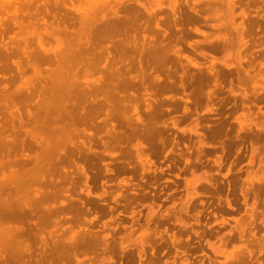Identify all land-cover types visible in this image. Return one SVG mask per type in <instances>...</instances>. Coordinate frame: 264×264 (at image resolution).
Listing matches in <instances>:
<instances>
[{
    "label": "rangeland",
    "instance_id": "rangeland-1",
    "mask_svg": "<svg viewBox=\"0 0 264 264\" xmlns=\"http://www.w3.org/2000/svg\"><path fill=\"white\" fill-rule=\"evenodd\" d=\"M120 1L0 0V51L5 48V53L2 54L8 56V63L10 60H18L21 63L24 59L23 54H21L23 48H26L27 52H34L43 48L46 50L48 56H51L52 52L65 54L72 42L84 40L85 29L83 22L85 20L89 19V21L97 23L106 18L113 17L112 14L119 6ZM140 1L142 5L138 6V10L141 16L138 25L134 29L136 31L130 29L123 36V38H129L125 39L128 40L129 44L126 43L123 49L126 61H128L127 67L129 69L132 68L130 69V74H135L136 76L133 85L131 84L126 92H133L134 96L130 104L124 102L122 112L120 113L122 117L119 116V119L112 121L114 129L123 131L125 138L119 145L111 141V148L106 149L111 155L107 156L105 153H101L103 147L100 144V140H108L109 137L105 134V130L109 128V125L100 127L96 131L92 147L96 151L98 158L94 160L91 172H99L100 176L92 182L88 180V184H90L89 193L81 183L83 179L76 175L73 177V183H75L73 188L74 197H79L84 201L89 211H84L78 219L73 220L74 217H71L70 221L64 223L65 225L62 223L60 226L57 225L55 227L57 229L55 237L60 241L68 235L81 233L83 228H86L89 232L91 231L90 233L92 234H103L102 236L106 238L107 250L103 249V244L100 242L93 249H86L78 253L76 251L77 254L70 256L65 263L75 264L76 260H78L81 263L92 264H233L237 262L256 264L258 261L260 264H264V244H262L264 236V205H261L264 203V197H262L264 196V99L262 98L264 95V0ZM228 1L232 3L231 12L226 7H223L226 6ZM113 2L115 3L113 4ZM106 5L108 8L105 7ZM181 5L182 7H180ZM190 8L202 11L199 13L200 18L196 21L197 24L196 22H187L184 19L186 11ZM205 8L210 11H207ZM64 14L67 15L70 21V17H74L75 23L67 25L71 31L66 33L57 32L56 30L51 31L56 23L59 26L62 25L57 20ZM213 18L216 22L211 21ZM27 19L28 21H26ZM193 27L196 30L194 29L192 32ZM237 31L241 33L242 36L240 37L245 41L243 45L238 42ZM222 36L227 38H223ZM221 40L226 41V46H222L224 47L223 51L222 48L212 49L206 46L210 43L221 42ZM105 44H107V41L99 43L98 47L94 50V56H96L95 65L85 69L78 66L79 69L72 80L76 85L78 84L82 87L84 85L91 86L99 82L100 77H104L103 65L105 67L108 65L102 58L106 53L101 47ZM236 47L237 50L239 49L238 51ZM248 49L250 52L247 51ZM111 52L114 54L113 51ZM1 56L0 53V59L2 58ZM242 62H245L248 66ZM21 64L24 65L23 62ZM10 66L11 71H5V74L11 73L14 75L11 83L12 88L15 87L16 83L17 86L15 88H40V84L46 93L44 95H47V89H50L49 85H52V81L57 82L58 80L55 77V64L53 63L46 65L40 63L34 67L24 65V69L19 73L15 71L11 63ZM114 66L116 65L112 64L110 66L111 72H115V69L113 70ZM155 68L158 69L157 73L164 80L165 87L159 86L160 83L154 79ZM113 74L116 75L115 73ZM199 74H202L204 77L198 79ZM65 76L67 75L64 73L59 80L64 89L68 88L71 84ZM232 76L234 77L232 78ZM114 80V77L110 78V81ZM3 82V80H0V85ZM211 83L212 85H210ZM191 84L193 87H190L192 86ZM182 86L183 90H181ZM198 88H200V91H198ZM229 92L230 94H228ZM185 97L187 98L186 100L184 99ZM239 99L241 100L239 101ZM227 100L229 101L227 102ZM247 100L251 102L249 103ZM16 102L17 109L21 113L22 118H24L23 104L18 100ZM184 106L187 108V111H184ZM152 113L154 115L150 119ZM100 117L102 116L100 115L96 118V123L100 122ZM126 118H130L131 125L134 126V129L136 128L134 138L129 137ZM150 120L152 121L150 122ZM118 122L121 125H118ZM13 123L16 124V121ZM149 125L152 126V130L148 128ZM82 140L86 142V137L70 134L64 138V141L60 142L65 150L78 148L80 152H84L85 148L80 144ZM124 150L126 154L119 157ZM220 150L222 151L220 152ZM81 154L84 155V153ZM71 158H75V155ZM62 165L75 170V166L71 162L63 163ZM84 166L89 168L87 164H84ZM119 166L125 167L121 173L110 174L105 171L106 168L115 170ZM242 174L245 175L243 176ZM120 179L126 180L129 185L119 187L118 181ZM260 184L261 186L259 187ZM254 186L255 189L252 188ZM128 187H134L135 190L141 191L143 197L138 196L136 199L127 202L128 197L124 196V194L130 190ZM257 188L261 189V191H258L261 193V198L257 195L259 194L257 190H260ZM165 192L167 193L165 194ZM238 193L241 194L243 199L240 194L233 195ZM257 198L258 200H255ZM226 201L231 206L227 205ZM225 204L228 208L224 207ZM237 211L238 213H236ZM189 212H192L193 215ZM88 219L91 220V223L86 225L84 221ZM160 220L161 222H158ZM230 225L231 227H229ZM258 232L259 234L261 233V236L258 235ZM226 238L233 243L228 242ZM237 239H239L238 242ZM38 244L39 242L35 240L33 244L35 254L37 251L40 252ZM140 248L142 249V255L140 263H137L138 259L134 253ZM119 250L123 254L131 252L134 260L129 261L126 258V254L119 258ZM247 256L248 260H245ZM34 257L36 258L37 255H34Z\"/></svg>",
    "mask_w": 264,
    "mask_h": 264
},
{
    "label": "bare ground",
    "instance_id": "bare-ground-1",
    "mask_svg": "<svg viewBox=\"0 0 264 264\" xmlns=\"http://www.w3.org/2000/svg\"><path fill=\"white\" fill-rule=\"evenodd\" d=\"M69 1V0H68ZM75 1V0H74ZM226 1V0H224ZM259 1V0H258ZM13 2V1H12ZM23 2V1H22ZM86 2V1H85ZM167 2V1H166ZM205 2V1H204ZM239 2V1H238ZM2 3V2H1ZM25 3V2H24ZM83 3V2H82ZM112 3V2H111ZM115 2H113L114 4ZM147 3V2H146ZM213 3V2H211ZM215 3V2H214ZM242 3V2H241ZM240 3V4H241ZM259 3V2H258ZM3 4V3H2ZM12 4V3H11ZM77 4V3H76ZM119 4V3H118ZM168 4V3H167ZM206 4V3H205ZM260 4V3H259ZM56 5V4H55ZM79 5V4H78ZM81 5V3H80ZM109 5V4H108ZM140 0H121L119 6L114 10L111 18H106L100 22H91L85 20L83 27L85 29L84 40L79 42H72L70 48L65 54H59L52 52L51 56L46 54V50L41 48L34 52H27L26 48H23L21 54L24 59L21 61L24 65L34 67L37 64H55V77L58 78L57 82L52 81V85L47 89V95L44 92L43 86L40 88H14L11 87V83L14 79V75L9 73L5 74V71H11L10 63L14 66L15 71L18 73L24 69V65L18 60H10L7 62L8 56L5 53V48L0 51V80L4 82L0 85V264H70L65 261L72 255H76L86 249H93L98 246L100 242L103 244V249L107 250L106 238L101 235L92 234L86 228L81 230V233L77 235H68L62 241L57 240L55 233L57 225L66 223L71 220V217L78 219L84 211H89V208L85 206V202L79 197H74V184L73 177H81L84 189L89 193L91 182L96 180L100 174L99 172L92 173V165L94 160L98 158L96 151L93 149L94 137L96 131L103 126L109 125V128L105 130V134L109 137L108 140H100V144L103 149L101 153H105L107 156L111 155L107 148L110 147L111 141L119 145L125 138L123 131L114 129L113 120L119 119L120 113L126 104H130L133 99V92H126L127 89L133 85L136 78L135 74H130V68L127 67L128 61L124 56L123 49L128 43L129 38H123L124 35L131 29L134 30L138 25L141 13L138 10V6H141ZM203 5V4H202ZM239 5V4H238ZM244 5V4H243ZM252 5V4H251ZM6 6V5H5ZM117 6V5H116ZM178 6V5H177ZM212 6V4H210ZM209 6V7H210ZM214 6V5H213ZM223 6V5H222ZM249 6V5H248ZM64 7V6H63ZM107 7V5L105 6ZM110 7V6H109ZM149 7V6H148ZM182 7V5L180 6ZM196 7V6H194ZM204 7V6H203ZM202 7V8H203ZM215 7V6H214ZM221 7V6H220ZM227 10L231 12L232 3L227 2ZM247 7V6H246ZM245 7V8H246ZM255 7V6H254ZM14 8V7H13ZM104 8V7H103ZM108 8V7H107ZM211 8V7H210ZM209 8V9H210ZM252 8V6H251ZM258 8V7H256ZM3 9V8H2ZM60 9V8H59ZM148 9V8H147ZM186 9V8H185ZM206 9V8H205ZM237 9V8H236ZM239 9V8H238ZM247 9V8H246ZM7 10V9H6ZM63 10V9H62ZM182 10V9H181ZM189 10V12H187ZM186 11L184 16L187 22H196L200 18V10L190 8ZM207 10V9H206ZM222 10V9H221ZM23 11V10H22ZM205 11V10H204ZM210 11V10H207ZM250 11V10H249ZM68 12V11H67ZM145 12V11H144ZM3 13V12H2ZM76 13V12H73ZM146 13V12H145ZM180 13V12H179ZM208 13V12H207ZM205 13V14H207ZM36 14V13H35ZM60 14V13H59ZM62 14V13H61ZM101 14V13H100ZM99 14V15H100ZM152 14V13H151ZM250 14V12H249ZM27 15V14H26ZM81 15V14H80ZM83 15V14H82ZM94 15V14H93ZM98 15V16H99ZM153 15V14H152ZM211 15V14H210ZM15 16V15H14ZM33 16V15H32ZM169 16V15H168ZM197 16H199L197 18ZM203 16V15H201ZM47 17V16H46ZM88 17V14H87ZM26 18V17H25ZM37 18V17H36ZM39 18V17H38ZM180 18V17H179ZM238 18V17H237ZM244 18V17H243ZM49 19V18H48ZM62 15L57 20L61 26L56 23L52 27L51 31L57 32H69L67 25H73L75 23L74 17ZM100 19V18H99ZM162 19V18H161ZM219 19V18H218ZM245 19V18H244ZM47 20V19H46ZM182 20V19H181ZM220 20V19H219ZM218 20V21H219ZM238 20V19H237ZM3 21V20H2ZM11 21V20H10ZM25 21V19H24ZM28 21V19L26 20ZM51 21V20H50ZM96 21V20H95ZM205 21V20H204ZM216 22L213 18L211 20ZM217 21V22H218ZM239 21V20H238ZM4 22V21H3ZM12 22V21H11ZM175 22V21H174ZM220 22V21H219ZM245 22V21H244ZM5 23V22H4ZM13 23V22H12ZM31 23V22H30ZM49 23V22H48ZM202 23V20H201ZM80 24V23H79ZM197 24V22H196ZM216 24V23H215ZM264 24V23H263ZM262 24V25H263ZM4 25V24H3ZM195 25V24H194ZM18 26V25H17ZM26 26V25H25ZM30 26V25H28ZM167 27V26H166ZM171 27V26H170ZM250 27V26H249ZM20 28V27H19ZM176 28V27H175ZM204 28V27H203ZM248 28V27H247ZM5 29V27H4ZM18 29V28H17ZM23 29V28H22ZM137 29V28H136ZM194 27L192 32L194 31ZM223 29V28H222ZM9 30V29H8ZM19 30V29H18ZM196 30V29H195ZM249 30V29H248ZM252 30V29H251ZM136 31V30H134ZM133 31V32H134ZM1 32V31H0ZM139 32V31H138ZM160 32V31H159ZM249 32V31H248ZM10 33V32H9ZM50 33V32H49ZM185 33V32H184ZM238 42L243 45L245 43L242 40L241 33L237 31ZM250 33V32H249ZM3 34V33H2ZM28 34V33H27ZM138 34V33H137ZM142 34V33H141ZM197 34V33H196ZM254 34V33H253ZM70 35V34H69ZM150 35V33H149ZM215 35V34H214ZM258 35V34H257ZM121 36V37H120ZM153 36V35H152ZM177 36V35H176ZM200 36V35H199ZM202 36V35H201ZM9 37V36H8ZM133 37V36H132ZM174 37V36H173ZM196 37V36H195ZM223 38H227L222 36ZM263 37V36H262ZM6 38V37H5ZM15 38V37H14ZM171 38V37H170ZM193 38V37H192ZM245 38V37H244ZM264 38V37H263ZM149 39V38H148ZM199 39V38H198ZM258 39V38H257ZM153 40V39H151ZM172 40V39H171ZM170 40V41H171ZM180 40V39H178ZM106 42L103 47L105 55L103 59L107 63V67L103 65L104 77H100V81L91 86L84 85L79 86L74 83L73 77L76 71L81 66L82 69L91 67L96 64V56H94V50L98 47L99 43ZM132 41V40H131ZM169 41V40H168ZM174 41V40H173ZM194 41V40H193ZM264 41V40H263ZM262 41V42H263ZM153 42V41H151ZM163 42V41H162ZM166 42V41H165ZM164 42V43H165ZM188 42V41H187ZM216 42V41H215ZM225 40L218 43H210L206 46L212 49L223 48ZM251 42V41H250ZM6 43V42H5ZM14 43V42H13ZM178 43V42H177ZM175 43V44H177ZM233 43V42H232ZM247 43V42H246ZM129 44V43H128ZM174 44V45H175ZM179 44V43H178ZM187 44V43H186ZM255 44V43H254ZM13 45V44H12ZM203 45V44H201ZM200 45V46H201ZM232 45V44H231ZM261 46V45H260ZM19 47V46H18ZM141 47V46H140ZM156 47V46H155ZM154 47V48H155ZM174 47V46H172ZM182 47V46H181ZM204 47V46H203ZM234 47V45H233ZM262 47V46H261ZM11 48V47H10ZM161 48V47H160ZM249 48V47H248ZM15 49V48H14ZM182 49V48H181ZM203 49V48H201ZM246 49V48H245ZM251 49V48H250ZM256 49V48H255ZM126 50V49H125ZM173 50V49H172ZM237 50V47H236ZM239 50V49H238ZM237 50V51H238ZM261 50V49H260ZM7 51V50H6ZM17 51V50H16ZM15 51V52H16ZM21 51V50H20ZM114 54H112V52ZM155 51V50H154ZM221 51V50H220ZM234 51V50H233ZM246 51V50H245ZM247 51L250 52L248 49ZM264 51V49H263ZM11 52V51H10ZM143 52V51H142ZM148 52V51H146ZM145 52V53H146ZM194 52V51H193ZM261 52V51H259ZM17 53V52H16ZM134 53V52H133ZM144 53V54H145ZM151 53V52H150ZM158 53V52H157ZM225 53V52H224ZM9 54V53H8ZM127 54V53H126ZM161 54V53H160ZM171 54V53H170ZM197 54V53H196ZM222 54V52H221ZM243 54V53H242ZM256 55V53H254ZM260 54V53H259ZM14 55V54H13ZM143 55V54H141ZM155 55V54H154ZM199 55V54H198ZM232 55V53H231ZM138 56V55H137ZM260 56V55H259ZM264 56V55H263ZM100 57V56H99ZM131 57V56H130ZM129 57V58H130ZM142 57V56H141ZM159 57V56H158ZM168 57V56H167ZM175 57V55H174ZM177 57V55H176ZM181 57V56H180ZM189 57V56H188ZM210 57V56H209ZM251 57V56H250ZM258 57V56H256ZM144 58V57H143ZM162 58V57H161ZM187 58V57H186ZM131 59V58H130ZM137 59V58H136ZM163 59V58H162ZM256 59V58H255ZM145 60V59H143ZM147 60V59H146ZM145 60V61H146ZM167 60V58H166ZM174 60V59H173ZM181 60V59H179ZM184 60V59H183ZM205 60V59H204ZM253 60V59H252ZM263 60V59H262ZM150 61V60H148ZM237 61V60H236ZM130 62V61H129ZM156 62V61H155ZM209 62V61H207ZM238 62V61H237ZM241 62V61H240ZM239 62V63H240ZM121 63V64H120ZM142 63V62H141ZM169 63V61H168ZM184 63V61H183ZM245 63V62H242ZM241 63V64H242ZM261 63V62H260ZM101 64V63H100ZM113 67L115 72H111L110 66ZM133 64V62H132ZM146 64V62H145ZM203 64V63H202ZM237 65V64H236ZM246 66H248L245 63ZM250 65V64H249ZM169 66V65H167ZM170 66H172L170 64ZM175 66V65H174ZM179 66V65H178ZM102 67V66H101ZM185 67V66H184ZM239 67V66H238ZM259 67V66H255ZM137 68V66H136ZM159 68V67H158ZM170 68V67H169ZM193 68V67H192ZM195 68V67H194ZM204 68V67H203ZM163 69V68H162ZM164 69H166L164 67ZM201 69V68H200ZM222 69V68H221ZM234 69V68H233ZM242 69V68H241ZM161 70V69H159ZM211 70V69H210ZM224 70V69H223ZM263 70V69H262ZM154 79L160 84L159 86L165 87V82L157 73L158 69L154 70ZM169 71V70H168ZM236 72V70H234ZM252 71V70H250ZM256 71V68H255ZM26 72V71H24ZM172 72V71H170ZM179 72V71H178ZM182 72H184L182 70ZM189 72V71H188ZM194 72V71H193ZM230 72V71H229ZM239 72V71H238ZM241 72V70H240ZM243 72V70H242ZM263 72V71H262ZM47 73V72H46ZM45 73V74H46ZM66 74L67 79L71 82L70 86L66 89L62 87L59 80L63 74ZM115 73L116 75H114ZM165 73V72H161ZM181 73V72H180ZM233 73V72H232ZM251 73V72H250ZM196 74V73H195ZM219 74V73H218ZM225 74V72H224ZM229 74V73H228ZM243 74V73H242ZM44 75V74H43ZM96 75V74H95ZM167 75V74H166ZM169 75V74H168ZM174 75V74H173ZM183 75V74H182ZM187 75V74H186ZM233 75V74H232ZM237 75V74H236ZM97 76V75H96ZM222 76V75H221ZM228 76V75H227ZM242 77V75H240ZM54 77V78H55ZM92 77V76H91ZM115 78L114 81H110V78ZM176 77V76H175ZM198 77V76H196ZM202 74H199V78H203ZM208 77V76H207ZM220 77V76H219ZM224 77V76H222ZM234 76H232L233 78ZM239 77V78H241ZM247 77V76H245ZM43 78V77H42ZM84 78V77H83ZM171 78V77H170ZM179 78V76H178ZM194 78V76H193ZM231 78V79H232ZM41 79V78H40ZM168 79V78H167ZM172 79V78H171ZM187 79V78H186ZM212 79V78H211ZM225 79V78H223ZM237 79V78H236ZM247 79V78H246ZM20 80V79H19ZM76 80V79H75ZM179 80V79H178ZM188 80V79H187ZM229 80V79H228ZM44 81V79H43ZM62 81V80H61ZM65 81V80H64ZM190 81V80H189ZM244 81V80H243ZM248 81V80H247ZM19 82V81H18ZM50 82V80H49ZM169 82V81H168ZM167 82V83H168ZM180 82V81H179ZM223 82V80H222ZM263 82V81H262ZM40 83V82H39ZM178 83V82H177ZM185 83V82H184ZM253 83V82H252ZM36 84V83H35ZM45 84V83H44ZM49 84V83H48ZM46 84V85H48ZM74 84V86H72ZM85 84V83H84ZM169 84H171L169 82ZM168 84V85H169ZM228 84V83H227ZM38 85V84H37ZM82 85V84H81ZM175 85V83H174ZM192 85V84H191ZM206 85V84H205ZM212 85V83L210 84ZM226 85V84H225ZM264 85V82H263ZM172 86V85H171ZM176 86V85H175ZM197 86V85H196ZM221 86V85H220ZM188 87V86H187ZM190 87H193L190 86ZM189 87V88H190ZM198 87V86H197ZM196 87V89H197ZM200 87V86H199ZM206 87V86H205ZM229 87V86H227ZM255 87V86H254ZM168 88V87H167ZM171 88V87H170ZM179 88V87H178ZM195 88V87H194ZM220 88V87H219ZM166 89V88H165ZM173 89V88H172ZM183 86L182 89L183 90ZM195 89V90H196ZM200 88H198V91ZM202 89V88H201ZM257 89V88H256ZM169 90V88H168ZM228 90V89H227ZM252 90V89H251ZM194 91V90H193ZM197 91V90H196ZM197 91V92H198ZM203 91V90H202ZM218 91V89H217ZM243 91V89H242ZM250 91V90H247ZM43 92V94H42ZM183 92V91H182ZM204 92V91H203ZM226 92V91H225ZM170 93V92H169ZM172 93H174L172 91ZM180 93V92H179ZM258 94V92L256 91ZM42 94V96H41ZM183 94V93H182ZM230 94V92L228 93ZM264 94V93H263ZM173 95V94H172ZM180 95V94H179ZM192 95V94H190ZM256 95V94H255ZM260 95V94H259ZM175 96V94H174ZM197 96V95H196ZM223 96V95H222ZM229 96V95H228ZM251 96V95H250ZM254 96V95H253ZM193 97V95H192ZM233 97V96H231ZM241 97V96H240ZM195 98V96H194ZM261 98V97H260ZM264 99V95L262 96ZM174 99V98H173ZM187 99L186 97L184 98ZM197 99V98H196ZM226 99V98H225ZM249 99V98H248ZM16 100L20 101L24 107V118L17 109ZM241 99H239L240 101ZM259 100V99H258ZM175 101V100H174ZM179 101V100H178ZM181 101V100H180ZM194 101V100H193ZM229 100H227L228 102ZM234 101V100H233ZM238 101V100H237ZM249 100H247L248 102ZM176 102V101H175ZM197 102V101H196ZM222 102V101H221ZM220 102V103H221ZM226 102V103H227ZM251 101H249L250 103ZM179 103V102H178ZM195 103V102H193ZM241 103V102H240ZM260 103V102H258ZM230 104V103H229ZM264 104V103H263ZM197 105V104H196ZM234 105V103H233ZM240 105V104H238ZM237 105V106H238ZM257 105V103H256ZM255 105V107H256ZM203 106V105H202ZM221 106V105H220ZM226 106V105H225ZM217 107V106H216ZM259 107V106H258ZM33 108V109H31ZM201 108V107H200ZM205 108V107H204ZM203 108V109H204ZM219 108V107H217ZM232 108V107H231ZM241 108V106H240ZM252 108H254L252 106ZM184 111L187 108L184 106ZM182 109V110H183ZM224 109V108H223ZM257 109V107H256ZM202 110V109H201ZM221 110V109H220ZM225 110H227L225 108ZM239 110V109H238ZM255 110V109H254ZM195 111V109H194ZM234 111V110H232ZM236 111V110H235ZM255 112V111H254ZM259 112V111H258ZM229 113V112H228ZM231 113V111H230ZM3 115V116H2ZM99 123H96L98 116ZM154 113L150 115V119L153 118ZM215 115V114H214ZM236 115V114H235ZM124 116V115H123ZM202 116V115H201ZM216 116V115H215ZM122 117V116H120ZM224 117V116H223ZM4 118V120H2ZM222 118V117H221ZM229 118V117H228ZM260 118V117H259ZM123 119V118H122ZM128 122L129 137L135 136L134 126L131 125L130 118H126ZM124 119V120H126ZM207 119V118H206ZM215 120V119H214ZM217 120V119H216ZM219 120V119H218ZM228 120V119H226ZM234 120V119H233ZM16 121V124L13 122ZM120 121V120H119ZM144 121V120H143ZM152 120H150L151 122ZM213 121V120H212ZM231 121V120H230ZM126 122V121H125ZM204 122V121H203ZM215 122V121H214ZM234 122V121H233ZM119 123V122H118ZM122 123V122H121ZM210 123V122H209ZM235 123V122H234ZM139 124V123H138ZM118 125H121L120 123ZM203 125V124H202ZM236 125V124H235ZM124 127V126H123ZM238 127V126H237ZM254 127V126H253ZM121 128V126H120ZM141 128V127H140ZM148 128L152 130V126ZM215 128V127H214ZM224 128V127H223ZM235 128V127H234ZM138 129V128H137ZM217 129V128H216ZM215 129V130H216ZM220 129V128H219ZM127 130V129H126ZM209 130V129H208ZM231 130V129H229ZM228 130V131H229ZM246 130V129H245ZM140 131V130H139ZM226 131V130H225ZM227 131V132H228ZM251 131V130H250ZM255 131V129H254ZM126 133V131H125ZM252 133V132H251ZM82 135L86 137L85 141H80L85 151H81L78 148H72L65 150L60 141H64L68 135ZM215 134V133H213ZM253 134V133H252ZM144 135V134H143ZM231 135V134H230ZM235 135V134H233ZM242 135V134H241ZM248 135V134H246ZM262 135V134H261ZM147 136V135H145ZM209 136V135H208ZM213 136V135H212ZM218 136V135H217ZM232 136V135H231ZM243 136V135H242ZM264 136V133H263ZM262 136V137H263ZM148 137V136H147ZM229 137V136H228ZM247 137V136H246ZM260 137V135H259ZM258 137V138H259ZM212 138V137H211ZM214 138V137H213ZM249 138V137H248ZM256 138V137H255ZM226 139V138H225ZM237 139V138H236ZM246 139V138H245ZM250 139V138H249ZM252 139V138H251ZM260 139V138H259ZM127 140V139H126ZM134 140V139H133ZM258 141L257 139H254ZM215 142V140H213ZM233 141V140H232ZM262 141V140H261ZM259 141V142H261ZM135 142V141H134ZM249 143V142H248ZM247 143V144H248ZM254 143V142H253ZM151 144V143H150ZM234 144V143H233ZM241 144V143H240ZM238 145V144H237ZM242 145V144H241ZM264 145V144H263ZM116 146V145H115ZM246 146V145H245ZM114 147V146H113ZM125 147V146H124ZM130 147V145H129ZM153 147V146H152ZM232 147V146H231ZM239 147V146H238ZM237 147V148H238ZM243 147V146H242ZM151 148V147H150ZM235 148V147H234ZM246 148V147H245ZM250 148V147H249ZM132 150V148H130ZM134 149V148H133ZM213 149V148H212ZM233 149V148H232ZM117 150V148H116ZM119 150V149H118ZM161 150V149H160ZM159 150V151H160ZM151 151V150H150ZM166 151V150H165ZM222 150H220L221 152ZM232 151V150H231ZM235 151V150H233ZM243 151V150H242ZM245 151V150H244ZM236 152V151H235ZM81 153H84L81 154ZM132 153V152H131ZM150 153V152H149ZM157 153V152H156ZM219 153V152H218ZM229 153V152H227ZM226 153V154H227ZM244 153V152H243ZM124 150L121 156L125 155ZM166 154V153H165ZM235 154V153H234ZM249 154V153H248ZM257 154V152H256ZM75 155V158H71ZM168 155V154H167ZM244 155V154H243ZM128 156V155H127ZM126 156V157H127ZM134 156V155H133ZM205 156V155H204ZM229 156V155H228ZM233 156V155H232ZM118 157V158H119ZM125 157V156H124ZM155 157V156H154ZM214 157V156H213ZM244 157V156H243ZM248 157V156H247ZM112 158V157H111ZM116 158V159H118ZM129 158V157H128ZM177 158V157H176ZM204 158V157H203ZM233 158V157H232ZM259 158V157H257ZM207 159V158H205ZM245 159V158H244ZM115 160V159H114ZM120 160V159H119ZM160 160V159H159ZM246 160V159H245ZM137 161V160H135ZM150 161V159H149ZM212 161V160H211ZM247 161V160H246ZM73 163L74 169L64 167L63 163ZM118 162V161H117ZM151 162V161H150ZM245 162V161H244ZM263 162V161H262ZM169 163V162H168ZM228 163V162H227ZM84 164H87L89 168H86ZM126 164V163H125ZM129 164V163H128ZM127 164V165H128ZM140 164V162H139ZM60 165V166H58ZM135 166V165H134ZM168 166V164H167ZM171 166V165H170ZM133 167V166H132ZM149 167V165H148ZM204 167V166H203ZM227 167V166H226ZM245 167V166H244ZM255 168V167H254ZM124 166H119L115 170L106 168V173L117 174L124 171ZM153 169V168H152ZM184 169V168H183ZM215 169V168H214ZM226 169V168H225ZM236 169V168H235ZM249 169V168H248ZM6 170V171H4ZM132 170H134L132 168ZM141 171V170H140ZM214 171V170H213ZM236 171V170H235ZM240 171V170H239ZM189 173V172H188ZM232 173V171H231ZM234 173V172H233ZM180 174V173H179ZM235 174V173H234ZM241 174V173H240ZM146 175V174H145ZM243 175V174H242ZM245 175V174H244ZM243 175V176H244ZM105 176V175H104ZM107 176V175H106ZM111 176V175H110ZM217 176V175H216ZM219 176V175H218ZM173 177H175L173 175ZM106 178V177H104ZM182 178V177H181ZM222 178V177H220ZM239 178V177H238ZM152 179V178H151ZM231 179V178H230ZM233 179V178H232ZM101 180V179H100ZM155 180V179H154ZM158 180V179H157ZM262 180V179H261ZM99 181V180H98ZM181 181V179H180ZM264 181V180H263ZM260 181V182H263ZM119 187L129 185L126 180H119ZM141 182V181H140ZM219 182V181H218ZM227 182V180H226ZM241 182V181H240ZM149 183V182H148ZM168 183V182H167ZM184 183V182H183ZM225 183V181H224ZM94 184V183H93ZM159 184V183H158ZM207 184V183H206ZM227 184V183H226ZM245 184V183H243ZM264 184V183H263ZM155 185V184H154ZM240 185V184H239ZM164 186V185H163ZM202 186V185H201ZM256 186V185H255ZM255 186L252 187L255 189ZM258 186V184H257ZM256 186V187H257ZM261 184L259 185V187ZM152 187V186H151ZM167 187V186H166ZM264 187V186H263ZM130 188V187H128ZM239 188V186H238ZM244 188V187H243ZM152 189V188H151ZM179 189V188H178ZM214 189V188H213ZM217 189V188H215ZM253 191L255 192V190ZM260 189V188H257ZM154 190V189H153ZM207 190V189H206ZM240 190V189H239ZM161 191V189H160ZM183 191V190H182ZM257 190V193H259ZM264 191V190H263ZM155 192V191H154ZM180 192V191H179ZM215 192V191H213ZM227 192V190H226ZM236 192V191H235ZM240 192V191H239ZM252 192V191H250ZM253 192V194H254ZM156 193V192H155ZM167 192H165L166 194ZM184 193V192H183ZM207 193V192H206ZM237 193V192H236ZM249 193V192H248ZM160 194V192H159ZM174 194V193H173ZM212 194V193H211ZM217 194V193H216ZM233 194V195H239ZM247 194V193H246ZM252 194V193H251ZM256 194V192H255ZM261 193L257 194L260 196ZM142 192L135 190L134 187L130 188L124 196L128 197L127 202L136 199L138 196H142ZM157 195V193H156ZM185 195V193H184ZM248 195V194H247ZM264 195V194H263ZM182 197V195H180ZM214 196V195H213ZM241 196V194H240ZM143 197V196H142ZM150 197V196H149ZM209 197V196H208ZM212 197V196H211ZM257 197V196H256ZM264 197V196H262ZM148 198V197H147ZM152 198V197H151ZM225 198V196H224ZM242 198V196H241ZM254 198V196H252ZM259 198V197H258ZM255 199V200H258ZM261 198V196H260ZM146 199V198H145ZM150 199V198H149ZM158 199V198H157ZM178 199V197H177ZM199 199V198H198ZM234 199V198H233ZM243 199V198H242ZM263 199V198H262ZM140 200V199H139ZM171 200V199H170ZM180 200V199H179ZM205 200V199H204ZM235 200V199H234ZM240 200V199H239ZM238 200V201H239ZM251 200V199H250ZM260 200V199H259ZM148 201V200H146ZM199 201V200H198ZM197 201V202H198ZM252 201V200H251ZM250 201V202H251ZM201 202V201H200ZM249 202V201H248ZM132 203V202H131ZM202 203V202H201ZM262 203V200H261ZM138 204V203H137ZM167 204V203H166ZM208 204V203H207ZM227 205H230L226 201ZM225 204L224 207L227 205ZM235 204V203H234ZM259 204V203H258ZM180 205V204H179ZM199 205V204H198ZM261 205H264L261 204ZM186 206V205H185ZM197 206V205H196ZM202 206V205H201ZM208 206V205H207ZM231 206V205H230ZM244 206V205H243ZM241 206L243 209L244 207ZM257 206V205H256ZM259 206V205H258ZM187 207V206H186ZM194 207V206H193ZM109 208V207H108ZM118 208V207H117ZM122 208V207H121ZM130 208V207H129ZM191 208V207H190ZM203 208V207H201ZM205 208V207H204ZM207 208V207H206ZM228 208V207H226ZM240 208V207H238ZM260 208V207H259ZM258 208V209H259ZM126 209V208H125ZM147 209V208H146ZM145 209V210H146ZM214 211V210H213ZM239 211V210H238ZM238 211L236 213H238ZM163 212V211H162ZM193 212V210H192ZM192 212H189L192 214ZM234 212V211H233ZM240 212V211H239ZM243 212V210H242ZM90 213V212H89ZM217 213V212H216ZM257 213V212H256ZM262 213V211H261ZM260 213V214H261ZM131 214V213H130ZM232 214V213H231ZM107 215V214H106ZM183 215V214H182ZM193 215V214H192ZM89 216V215H88ZM162 216V215H161ZM187 216V215H186ZM195 216V215H194ZM256 216V215H255ZM260 216V215H259ZM245 217V216H242ZM159 218V217H158ZM167 218V216H166ZM198 218V217H197ZM248 218V217H247ZM255 218V217H254ZM129 219V218H128ZM203 219V218H202ZM207 219V218H206ZM257 219V218H255ZM259 219V217H258ZM166 220V219H165ZM131 221V220H130ZM141 221V220H140ZM163 221V220H162ZM204 221V220H203ZM214 221V218H213ZM212 221V222H213ZM158 222H161L158 221ZM168 222H170L168 220ZM229 222V221H228ZM258 222V221H257ZM256 222V223H257ZM86 225L91 223V220L84 221ZM145 223V221H144ZM204 223V222H203ZM253 223V222H252ZM263 223V222H262ZM219 224V223H218ZM227 224V223H226ZM65 225V224H64ZM97 225V224H96ZM136 225V224H135ZM170 225V224H169ZM173 225V224H171ZM177 225V224H176ZM222 225V224H221ZM251 225V224H250ZM98 226V225H97ZM165 226V225H164ZM202 226V225H201ZM234 226V224H233ZM257 226V224H256ZM260 226V222H259ZM49 227V228H48ZM93 227V226H91ZM214 227V226H213ZM231 227V225L229 226ZM48 228L47 230H45ZM97 229V227H95ZM221 228V227H220ZM224 228V227H223ZM250 228V227H248ZM247 228V229H248ZM257 228V227H256ZM262 228V227H261ZM260 228V229H261ZM170 229V228H169ZM173 229V228H171ZM199 229V228H198ZM219 229V228H218ZM226 229V228H225ZM224 229V230H225ZM234 229V228H233ZM246 229V230H247ZM259 229V228H258ZM264 229V227H263ZM228 230V229H227ZM250 230V229H249ZM46 234H44V232ZM207 231V230H206ZM234 231V230H233ZM245 231V230H244ZM253 231V230H252ZM263 231V230H262ZM95 232V231H93ZM205 232V231H204ZM218 232V231H217ZM236 232V231H235ZM260 232V231H259ZM258 235L261 236V233ZM201 233V232H200ZM222 234V232H220ZM234 233V232H233ZM248 234V232H247ZM167 235V234H166ZM171 235V234H170ZM184 235V234H183ZM187 235V234H186ZM232 235V234H231ZM251 235V234H250ZM172 236V235H171ZM249 236V235H247ZM252 236V235H251ZM167 237V236H166ZM194 237V236H193ZM204 237V236H203ZM227 237V235H226ZM231 237V236H229ZM253 237V236H252ZM228 238V237H227ZM226 238V239H227ZM246 238V236H245ZM185 239V238H184ZM225 239V238H224ZM223 239V240H224ZM230 239V238H229ZM39 242L40 252L34 253L33 244L34 241ZM176 240V239H175ZM204 240V239H203ZM228 240V239H227ZM239 239H237L238 242ZM247 240V239H246ZM170 241V240H169ZM235 241V240H234ZM244 241V240H243ZM252 241V240H251ZM257 241V240H256ZM119 242V241H118ZM228 242L233 243L228 240ZM198 243V242H197ZM236 243V242H235ZM264 244V236L263 242ZM175 246V245H174ZM184 246V245H183ZM206 246V245H205ZM256 246V245H254ZM195 247V246H194ZM201 247V246H200ZM230 247V246H229ZM251 247H253L251 245ZM204 248V247H203ZM174 249V248H173ZM188 249V248H187ZM194 249V248H193ZM200 249V248H199ZM175 250V249H174ZM77 251V253H76ZM201 251V250H200ZM210 251V250H209ZM259 251V250H258ZM116 252V251H115ZM142 249L135 251V257L138 259L137 263H140ZM208 252V251H207ZM118 257H123L126 254V258L129 261L134 260L131 252L122 253L118 252ZM256 253V252H255ZM245 254V253H244ZM247 254V253H246ZM34 255H37L35 258ZM190 256V255H189ZM249 256V255H248ZM245 258V260H248ZM256 256V255H255ZM220 257V256H218ZM243 257V256H242ZM245 257V255H244ZM262 257V256H261ZM264 258V257H263ZM253 259H255L253 257ZM181 261V260H180ZM201 261V260H200ZM243 261V259H242ZM252 261V259H251ZM218 262V261H217ZM171 263V262H170ZM75 264H92L81 263L76 260ZM121 264V263H119ZM125 264V263H124ZM149 264V263H147ZM179 264V263H178ZM208 264V263H207ZM218 264V263H217ZM232 264V263H230ZM233 264H244L243 262H237ZM256 264H260L259 261Z\"/></svg>",
    "mask_w": 264,
    "mask_h": 264
}]
</instances>
